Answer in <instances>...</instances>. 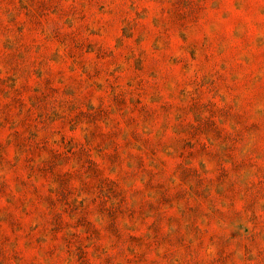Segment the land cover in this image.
<instances>
[{
	"label": "rangeland",
	"instance_id": "obj_1",
	"mask_svg": "<svg viewBox=\"0 0 264 264\" xmlns=\"http://www.w3.org/2000/svg\"><path fill=\"white\" fill-rule=\"evenodd\" d=\"M0 264H264V0H0Z\"/></svg>",
	"mask_w": 264,
	"mask_h": 264
}]
</instances>
